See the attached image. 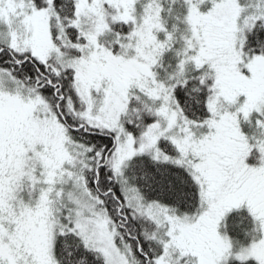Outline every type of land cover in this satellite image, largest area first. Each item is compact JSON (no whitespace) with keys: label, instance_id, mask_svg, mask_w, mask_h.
Wrapping results in <instances>:
<instances>
[{"label":"snow or ice","instance_id":"1","mask_svg":"<svg viewBox=\"0 0 264 264\" xmlns=\"http://www.w3.org/2000/svg\"><path fill=\"white\" fill-rule=\"evenodd\" d=\"M0 264H264V0H0Z\"/></svg>","mask_w":264,"mask_h":264}]
</instances>
